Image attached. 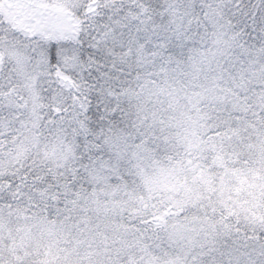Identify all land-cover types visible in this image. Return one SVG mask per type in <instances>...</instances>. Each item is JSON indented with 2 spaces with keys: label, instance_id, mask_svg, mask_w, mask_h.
Segmentation results:
<instances>
[{
  "label": "snow or ice",
  "instance_id": "obj_1",
  "mask_svg": "<svg viewBox=\"0 0 264 264\" xmlns=\"http://www.w3.org/2000/svg\"><path fill=\"white\" fill-rule=\"evenodd\" d=\"M0 264H264V0H0Z\"/></svg>",
  "mask_w": 264,
  "mask_h": 264
}]
</instances>
